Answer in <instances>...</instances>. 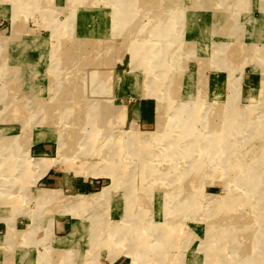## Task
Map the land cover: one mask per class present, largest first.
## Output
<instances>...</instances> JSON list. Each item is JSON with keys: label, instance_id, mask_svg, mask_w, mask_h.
Wrapping results in <instances>:
<instances>
[{"label": "rangeland", "instance_id": "obj_1", "mask_svg": "<svg viewBox=\"0 0 264 264\" xmlns=\"http://www.w3.org/2000/svg\"><path fill=\"white\" fill-rule=\"evenodd\" d=\"M16 141L0 152V264H166L161 248L167 264H264V0H0V146ZM40 158L69 184L38 181ZM117 173L75 210L38 197L85 198Z\"/></svg>", "mask_w": 264, "mask_h": 264}, {"label": "bare ground", "instance_id": "obj_2", "mask_svg": "<svg viewBox=\"0 0 264 264\" xmlns=\"http://www.w3.org/2000/svg\"><path fill=\"white\" fill-rule=\"evenodd\" d=\"M127 2H128V0H126ZM125 5V4H124ZM84 30V29H83ZM139 46V45H138ZM141 47V46H140ZM159 47V46H158ZM132 48V47H131ZM138 50V49H137ZM161 49L159 48V50H158V53H159V51H160ZM149 56V55H148ZM157 58V57H156ZM63 59V58H62ZM155 61V60H154ZM158 66V65H157ZM24 70V69H23ZM143 70V69H142ZM142 72V71H141ZM133 74V73H132ZM94 82V81H93ZM101 85V84H100ZM95 86V85H94ZM104 86V85H103ZM102 86V87H103ZM93 92V91H92ZM101 92V91H100ZM88 94H89V92H88ZM93 95H91V97H92ZM94 96H95V94H94ZM89 97V96H88ZM96 97V96H95ZM78 99V98H77ZM83 99V98H82ZM90 100V99H89ZM93 100V99H92ZM67 102H68V100H66ZM190 101H191V99H190ZM71 102H69L68 104H70ZM75 103H77L76 101H74V104ZM91 103V102H90ZM38 104V106H39V104H41V103H37ZM67 104V105H68ZM78 104V103H77ZM164 104V103H163ZM165 105H166V103H165ZM37 106V105H36ZM37 106V107H38ZM75 106H77V105H69V107L68 108H71L72 109V107H74V108H76ZM44 107H46L47 108V106H44ZM66 107V108H67ZM78 107H79V105H78ZM93 107V106H92ZM35 108V107H34ZM65 108V109H66ZM36 109V108H35ZM63 109V108H62ZM67 110V109H66ZM77 111H76V113H79V112H81V111H84V110H82V108H77L76 109ZM199 110V109H198ZM43 111V110H42ZM162 112V111H161ZM46 114H43V113H41V111H40V114H39V118H37V119H32L33 121V125H32V127L34 126V129H39L41 126H45V122H44V119H46V118H44L43 116H45ZM162 117V116H161ZM161 117H159V118H161ZM44 118V119H43ZM77 118H80V115H78L77 114ZM41 119H43V124H42V121H41ZM160 120V119H159ZM29 123V122H28ZM162 127V126H161ZM216 129V128H215ZM217 130V129H216ZM163 131V130H162ZM215 131V130H214ZM159 132V130H157V132L156 133H158ZM162 133V132H161ZM211 133V132H210ZM217 137H215V138H213L214 140H216V139H218L219 140V142H220V139H219V133L216 131V133H214ZM157 136H160V135H157ZM158 138V140L161 138V137H157ZM141 141H142V138L140 139ZM144 140V139H143ZM138 143V142H137ZM23 145L21 144V142H15L14 144H8V145H6V146H4V147H2L1 148V146H0V152L2 151V152H5V153H7L8 155H9V152H10V149H9V147H14V149H15V155H17V152L18 153H20L19 151H18V148H20V150H21V147H22ZM120 147H122L121 146V143H120V145H119ZM215 147H213V148H211L213 151H214V153H215V155H217V151H219L218 150V148H219V146H220V144L218 145H214ZM24 148V147H23ZM119 149V148H118ZM104 150V149H103ZM214 153H212L213 155H214ZM107 154H108V152L107 153H101V156H103V157H105V158H107ZM208 156V155H207ZM9 158H10V155H9ZM8 160V159H7ZM6 160V164H4L5 166V170L4 171H6L7 173L9 172V170H11V168H10V166L9 165H11L10 163H9V161H7ZM101 161V160H100ZM197 163V162H196ZM29 164V163H28ZM27 164V165H28ZM31 164V163H30ZM97 164V163H96ZM22 165V164H21ZM27 165H25V166H27ZM34 165H37V166H39L38 168H39V171H37L38 173L40 172V173H42V176L44 175V174H46V172L53 166V165H55V163L52 161V160H49L48 158H40L37 162H35V164ZM92 165H90V167H91ZM30 167V166H29ZM31 167H32V165H31ZM97 167H99V166H97ZM106 167V166H105ZM146 167V166H145ZM92 168V167H91ZM95 168V167H94ZM101 168V167H100ZM100 168H97V171L95 172L94 171V173H92L93 175H95L96 177H99V175H101L100 174V172L102 173V171H100V170H102V169H100ZM103 168V167H102ZM141 168V169H140ZM139 168V170L137 169L136 170V173H140V174H143L144 173V171H145V169L143 168V167H140ZM15 170V169H14ZM108 170V169H107ZM81 171H83V170H81ZM139 171V172H138ZM11 173V172H10ZM34 173V172H33ZM107 173V172H106ZM106 173H104V174H106ZM112 173V172H111ZM120 173H117V175H115V176H113V182L111 183V185L110 186H107V187H104L100 192H97V193H93L92 195H90V196H87V197H85L84 198V195H76V196H70V197H64L63 196V194L61 193V191H59V190H50V189H45V190H43V191H41V192H39V195H38V197H39V200L40 201H45L46 202V204L47 203H57V202H65V204H70V206L69 207H71V209H73V210H75V208H74V206H78V205H82V204H84V203H88V202H94V200H98L99 201V199H101L102 197H105V199H106V197H107V199H108V196L110 195V193H111V191L112 190H119L118 188H120V186H122V183H124L123 182V179L120 177V175H119ZM38 175V174H37ZM38 177H40V176H38ZM36 178V177H35ZM130 181V180H129ZM133 181L135 182V183H137V184H135L134 186L135 187H137L136 185H139L141 182H139L138 181V177L136 178V179H133ZM126 182V181H125ZM13 183H15V182H13ZM33 184V183H32ZM129 184V183H128ZM131 184V183H130ZM129 184V185H130ZM125 186V185H124ZM122 188V187H121ZM137 189V188H136ZM127 190H129V189H127ZM135 190V189H134ZM126 193V192H125ZM128 195H130V194H128ZM127 195V196H128ZM132 196V195H131ZM133 197V196H132ZM132 199H134V198H132ZM159 199H161V197H159ZM86 200H89V201H87L86 202ZM16 201V200H15ZM102 201V200H101ZM134 203H133V205H135V207H137V208H139L140 206H143L145 203H144V200H141V201H137L136 203H135V201H133ZM184 203V202H183ZM182 203V204H183ZM12 204V203H11ZM44 204V203H43ZM45 204V205H46ZM15 205V204H14ZM128 205H131V203H130V201H126V207L128 206ZM161 204H159L158 206H160ZM183 205H186V203L185 204H183ZM183 216H185L186 214H188V212H189V209H185V208H183ZM42 211H43V214L45 213V211H46V209H42ZM127 211V215L130 213V211L129 210H126ZM133 211V213L131 214V216H130V218H123V217H121L120 219H124V220H126V221H131V220H134L135 218H137V220L136 221H143L145 218H144V208H143V210H142V213H138V212H136L135 211V213H134V210H132ZM27 213V212H26ZM2 213H0V216H2L1 215ZM38 215H39V212H38ZM5 216V215H4ZM132 217V218H131ZM6 218H8L7 220H8V222L10 223V217H8V216H6ZM171 218H173V217H169V222H167L166 223V225H164L166 228V230L167 229H169V235H170V233L171 232H173L174 230L175 231H178L179 229L182 231V229L180 228V226L178 225L177 227L178 228H176V224H173L174 223V221L171 219ZM159 219V218H158ZM6 220V219H5ZM38 221V220H37ZM121 221V220H120ZM120 221H117V222H120ZM264 221V220H263ZM12 222V221H11ZM157 222V225H160V224H162L161 222V219H159V220H157L156 221ZM13 223V222H12ZM136 224V223H135ZM259 224V223H258ZM38 225V224H37ZM117 225V224H116ZM116 225H114L113 226V224H112V226H113V228H110V230L109 231H115L116 229ZM35 226V225H34ZM118 226H119V224H118ZM183 226V225H182ZM124 227H126V228H124ZM141 227H142V225H140V226H138L137 225V227H135L136 229H133L134 231H136V232H138L139 234H145L143 231H142V229H141ZM261 227V226H260ZM36 228V227H35ZM34 228V229H35ZM142 228H144V227H142ZM99 229V228H98ZM130 229L131 228H129L128 226H126V225H121V227H119L118 228V232L117 233H127V232H131L130 231ZM131 229V230H132ZM147 229V228H146ZM176 229H178V230H176ZM133 230H132V232H133ZM148 230V229H147ZM223 232H227V231H225V230H223V229H221ZM261 230V229H260ZM76 232V231H75ZM228 232H230V231H228ZM27 233H29L28 235H30L31 237H35L36 235H35V233H34V230L33 231H29V232H27ZM222 233V232H221ZM231 233V232H230ZM6 235H7V237L8 238H13L14 237V235L12 234V233H10V231H7V233H6ZM116 235V234H115ZM107 236L108 235H106V236H104V237H106L107 238ZM123 236V235H122ZM207 237V236H206ZM71 238V237H70ZM25 239V238H24ZM29 239H32V238H29ZM28 239V240H29ZM23 240V239H22ZM107 240V239H106ZM64 241V240H63ZM67 241V240H66ZM173 241V240H172ZM105 243V242H104ZM172 243V242H171ZM177 243H178V241H177ZM142 245H143V243H141ZM192 244V243H191ZM166 245V244H165ZM174 246H176V243L174 242V244H173ZM215 245V244H214ZM141 247V246H140ZM164 249H166V248H164ZM160 251H162V255H160L159 256V259L158 260H160L162 263H168V262H166V255L165 254H167V251H163L162 250V248L161 249H159ZM168 250H169V248H168ZM148 252V251H147ZM141 253V252H140ZM160 254V253H159ZM139 255V254H138ZM168 255V254H167ZM146 256V255H145ZM147 258V257H146ZM146 258H144L143 256H140L139 255V257H138V259H136V261H138L139 262V264H141L142 263V261H145V259ZM112 260V259H111ZM135 262V261H134ZM136 263V262H135Z\"/></svg>", "mask_w": 264, "mask_h": 264}, {"label": "crops", "instance_id": "obj_3", "mask_svg": "<svg viewBox=\"0 0 264 264\" xmlns=\"http://www.w3.org/2000/svg\"><path fill=\"white\" fill-rule=\"evenodd\" d=\"M136 107L139 108V116H138L137 123L140 122L141 126H147V127L153 126L155 121H156V114H155V107L153 106L152 101H150V100L142 101L141 103H138ZM44 142H50V141H44ZM44 142H41V143H44ZM34 146H36V145H34ZM31 152H32V149H31ZM38 152L47 153L49 151L40 150ZM55 152H56L57 156H50L48 154H44V155L49 156V157H53V158H57L58 157V148H57V151H55ZM44 155H42V156H44ZM58 168H60L62 170V167H58ZM52 169H50L47 172V174L44 175L42 178H40L38 181L43 179L46 182V184L50 185V186H55V185H63V186H65V185L69 184L68 180L65 179L64 175L63 176L62 175H58V174L54 173L52 171ZM69 174H73V175L77 176L74 173V171L69 172ZM96 179H99V178H95L94 179L92 177V178H90L88 180H84L83 186L86 187V188H89V189H94L96 186L99 185V181H97ZM118 260H116L112 264H120Z\"/></svg>", "mask_w": 264, "mask_h": 264}]
</instances>
